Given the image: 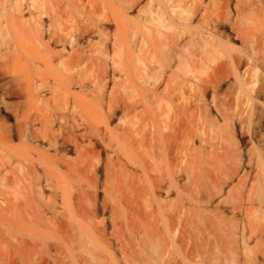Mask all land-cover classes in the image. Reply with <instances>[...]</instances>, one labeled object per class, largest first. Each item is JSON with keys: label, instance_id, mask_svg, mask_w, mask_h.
I'll return each instance as SVG.
<instances>
[{"label": "bare ground", "instance_id": "bare-ground-1", "mask_svg": "<svg viewBox=\"0 0 264 264\" xmlns=\"http://www.w3.org/2000/svg\"><path fill=\"white\" fill-rule=\"evenodd\" d=\"M0 34V264H264V0H0Z\"/></svg>", "mask_w": 264, "mask_h": 264}, {"label": "rangeland", "instance_id": "rangeland-1", "mask_svg": "<svg viewBox=\"0 0 264 264\" xmlns=\"http://www.w3.org/2000/svg\"><path fill=\"white\" fill-rule=\"evenodd\" d=\"M3 35L5 33H2ZM5 39H3L1 37L0 34V103H1V107L5 106L3 104L4 100L1 99V97L3 96L2 92L5 91L4 89L9 88L12 85V78H14L16 76V72L15 70V65H17V50L12 48V46L10 47L11 43L10 41H8L9 39H6L7 37L4 36ZM97 41H99V39H95ZM17 58V59H16ZM16 63V64H15ZM15 73V74H14ZM15 75V76H14ZM2 94V96H1ZM7 106V105H6ZM3 107V109H6ZM1 115H3V112H1ZM4 116V115H3Z\"/></svg>", "mask_w": 264, "mask_h": 264}]
</instances>
